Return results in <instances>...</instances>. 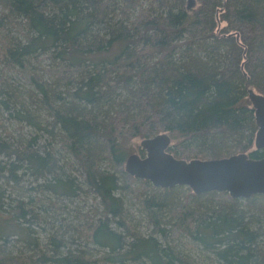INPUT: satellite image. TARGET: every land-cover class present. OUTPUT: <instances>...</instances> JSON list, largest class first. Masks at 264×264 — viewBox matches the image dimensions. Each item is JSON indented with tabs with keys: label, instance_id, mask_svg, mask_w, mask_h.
Returning a JSON list of instances; mask_svg holds the SVG:
<instances>
[{
	"label": "trees",
	"instance_id": "16d2710c",
	"mask_svg": "<svg viewBox=\"0 0 264 264\" xmlns=\"http://www.w3.org/2000/svg\"><path fill=\"white\" fill-rule=\"evenodd\" d=\"M250 88L264 94V0H0V113L42 132L0 138V174L78 196L57 173L59 144L102 207L71 225L72 248L68 229L37 238L30 219L44 217L19 201L31 248L0 246V264H264V194L161 188L125 169L134 139L164 132L177 158L263 157ZM130 197L150 233L131 223Z\"/></svg>",
	"mask_w": 264,
	"mask_h": 264
},
{
	"label": "rangeland",
	"instance_id": "374dc122",
	"mask_svg": "<svg viewBox=\"0 0 264 264\" xmlns=\"http://www.w3.org/2000/svg\"><path fill=\"white\" fill-rule=\"evenodd\" d=\"M189 3V0H186ZM225 22H222V27L225 26ZM10 28V27H9ZM47 62V61H46ZM45 61L36 63L37 68H43ZM42 132L36 128L26 125L23 122L15 121L8 118L7 114L0 113V138L5 141H19V140H30L36 135L41 136ZM41 143L45 145L48 141L46 136L42 137ZM256 138V137H255ZM141 139H134L130 145V154L138 153L142 157L146 156V151L142 149L140 152ZM55 151V164L57 167V173L66 175L79 184L81 191L78 196L67 198L66 196L53 195L49 191H40L35 181V178L30 173H23L20 170L18 175L20 179L17 183H7L4 176L8 175L7 172L0 174V231H5L10 235L7 239L0 241L2 248L1 253L6 255H19L22 251L31 248L27 246L22 240L27 238L28 223L24 222L16 216V203L24 201L26 210L33 209L36 212H41L43 219L37 220L31 218L32 225L35 230V236H38L42 242L47 240V236L55 231H65L72 229L71 225L76 224L78 219L84 220L88 216L99 217V210L102 208L99 199H95L93 193L89 192L88 185L84 181L83 175L77 170L74 158L66 151L61 148L59 144L54 145ZM255 148V147H253ZM3 157H0L2 160ZM39 182H43L40 180ZM12 184L18 186L14 187ZM127 214L130 218L131 223L136 225L137 229L142 233H150L151 226L148 223L147 214L144 211L140 203L130 197L126 204ZM39 221V222H38ZM69 234L66 239L71 244L72 248L76 245L71 243L72 237L75 236V231L69 230ZM85 244V243H84ZM30 251V250H29ZM208 264H219L214 261H208Z\"/></svg>",
	"mask_w": 264,
	"mask_h": 264
},
{
	"label": "water",
	"instance_id": "95a60500",
	"mask_svg": "<svg viewBox=\"0 0 264 264\" xmlns=\"http://www.w3.org/2000/svg\"><path fill=\"white\" fill-rule=\"evenodd\" d=\"M195 3L196 0H189L188 7ZM248 95L258 124L255 147L264 149V94L250 88ZM171 143L167 132L143 139L141 146L146 156L129 154L125 161L126 171L161 188L184 185L197 194L216 190L229 192L236 198L264 194V156L253 158L241 152L223 158L186 160L168 151Z\"/></svg>",
	"mask_w": 264,
	"mask_h": 264
}]
</instances>
